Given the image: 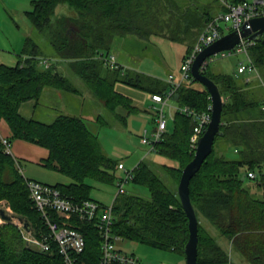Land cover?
<instances>
[{
  "label": "trees",
  "instance_id": "16d2710c",
  "mask_svg": "<svg viewBox=\"0 0 264 264\" xmlns=\"http://www.w3.org/2000/svg\"><path fill=\"white\" fill-rule=\"evenodd\" d=\"M238 2L241 1H235ZM62 4L68 5L73 15H66L54 26L53 16ZM27 16L37 31H49L50 43L58 53L55 57L68 60L69 71L64 74L54 65L44 67L39 46L27 38L16 65L0 64V121L5 120L11 130L7 138L10 144L21 139L48 149V157L40 164L72 179L68 184H54L64 195L79 201L92 199V185L87 179L114 183L118 161L104 152L98 136L82 117L60 114L49 123L28 119L19 111L21 104L38 101L45 88L77 92L71 81V76H77L98 101L127 124L128 116L142 109L117 84L161 94L169 85L150 74L123 65L113 68L106 63L104 57L111 54L115 38L165 37L186 44L187 54L214 15L196 0H33ZM248 50L255 64L264 66V35L250 43ZM203 73L217 83L226 101L213 152L190 181V197L199 220L197 261L240 264L232 261L231 253L219 242L224 237L242 262L264 264V112L260 101L245 89L247 83L236 75L214 73L209 64ZM196 83L199 82L194 78L183 83L173 100L179 106L203 112L211 104L210 94ZM256 110L259 117L246 116ZM170 119L171 129L154 146L157 154L174 162L161 164L170 184L149 162L140 161L131 180L146 186L150 196L146 199L125 191L118 194L113 232L123 239L185 257L189 228L178 184L183 168L195 155L191 137L196 123L178 110ZM99 120L107 124L103 117ZM4 149L0 142V203H10L13 213L29 221L30 227L46 230L29 196L27 178L18 168L19 160ZM230 149L235 157L228 155ZM249 172L255 177L251 178ZM203 217L216 228L218 236L210 233ZM80 230L85 249L78 259L97 264L101 255L98 228L85 222ZM0 264L66 263L56 245L50 251L29 247L19 226L8 221L0 225Z\"/></svg>",
  "mask_w": 264,
  "mask_h": 264
},
{
  "label": "rangeland",
  "instance_id": "374dc122",
  "mask_svg": "<svg viewBox=\"0 0 264 264\" xmlns=\"http://www.w3.org/2000/svg\"><path fill=\"white\" fill-rule=\"evenodd\" d=\"M203 2L210 5V10H215L217 5L216 0H203ZM21 3H25V0H0V52H11L10 54L8 53L9 55H7V59H5L6 61L0 59V64L3 63L14 66L17 63L19 52L14 53L12 49L7 46L8 43L13 44V46H18L20 35L26 27L25 23L21 20V13H14V8L20 6ZM70 10L71 8L66 4L59 5L53 16L54 26H58L59 21L65 19L66 15L71 16L70 13H72V10ZM24 19H26L24 21H26L28 25L32 26L28 18L24 17ZM31 38L39 46L41 58H57L55 56H58V53L50 43L51 37L49 31L39 32L35 30V33ZM14 41L16 43H14ZM183 50V44L175 41L173 42L160 36H151L149 39H142L135 35H131L126 39L120 37L115 40L111 47V51L118 54V58H120L121 61L129 63L135 69L140 71L145 69L150 70L151 72H159L158 76L166 79L170 73L179 74L178 71H180L179 68L181 66V55ZM241 59L244 60L243 54L226 56L225 52H220L217 55L208 58L209 70L215 73L224 72L237 76V68ZM253 76L255 77H253V82L250 84L252 87L251 96L256 100H261L264 95V66L257 67V71L253 73ZM71 81L76 87L77 92H69V95H67L69 97L68 103L70 111L72 114H77L80 117L82 116L89 129L98 136L104 152L116 161L122 160L126 165V169L130 171L134 169L136 163L144 159L146 162L150 163L155 172L170 184L169 181L166 180L167 178L164 175L165 172L162 169L161 164H169L173 161L157 154L155 151H150V145L142 142L144 130L147 129V136L151 137V133L156 127L154 116L147 111L133 113L128 116L127 124H124L106 107L103 106V110L101 111L95 109L97 106L94 101L98 100L96 98H91L93 96H86L90 90L87 89L86 84H84L80 78L77 76H71ZM196 86H200V83H196ZM136 90L138 92H135L141 95L140 99L143 97L145 98V95H148V93L142 90ZM135 92L128 88L125 91V93L129 95H132ZM50 101L51 99L48 97L46 100H42L39 108V110L46 108V110H44L46 112L45 119L43 120H46L48 123L52 122L57 114H60H55L53 109L45 107V104L49 105ZM53 113L55 115L54 117H51V114ZM100 116L107 121V124H102V121L99 120ZM171 126L172 122L171 119H169L168 130L171 129ZM227 153L229 156H236L231 149L227 150ZM157 156L159 159L155 158ZM20 167L23 176L41 182L43 181L50 185H54L55 183L68 184L72 182L70 177L42 165H31L28 161H21ZM32 170L44 177L41 179L33 177L31 175L32 173H30ZM115 176L114 183L110 184L88 178L87 182L92 185V199L104 204L111 203L119 191V181L126 177V171L116 168ZM124 190L125 192L138 194L146 199L150 196V191L146 186L137 185L133 183L132 180L124 183ZM0 209H5L7 212L9 211L10 213H13L7 201H2L0 203ZM3 221L8 222L2 220L1 223ZM202 222L208 227L211 234L218 236L216 228H214L204 217L202 218ZM13 223L18 226L21 224L18 220H14ZM219 242L223 245L225 242H228V239L220 237ZM116 245L123 250L129 253H134L140 257L144 264H178L174 258L168 256L178 255L173 251L156 249L123 238L117 241ZM227 250L231 253V259L233 262L240 260L239 254L232 252L229 247ZM183 258L184 260L182 264H186L185 257L183 256Z\"/></svg>",
  "mask_w": 264,
  "mask_h": 264
},
{
  "label": "built area",
  "instance_id": "2783aa9c",
  "mask_svg": "<svg viewBox=\"0 0 264 264\" xmlns=\"http://www.w3.org/2000/svg\"><path fill=\"white\" fill-rule=\"evenodd\" d=\"M226 5L227 10L217 13L206 23L194 46L186 54L180 66L179 76L169 74L166 79L169 88L163 94L154 93L151 95L152 104L150 108L154 113L156 127L152 131L151 137L147 136L148 130H144L142 137V142L150 145V151H155V143L160 141L163 134L168 130V120L172 115L170 113L172 109L185 113L194 119L196 124L191 137V147L195 150L199 138L206 131L212 118L211 104L206 111L197 112L189 106H179L175 103L173 100L174 93L183 83L190 82L194 78L191 68L200 52L227 32L240 30L245 21L264 16V0H243L238 3H227ZM250 43L252 42L241 38L234 49L224 51L226 56L243 54L246 57L244 61L239 63L238 73L257 71V67L249 54L248 47ZM104 60L113 68L120 66L114 54L105 56ZM40 63L45 67H49L51 60L41 58ZM207 66L208 59L202 65V71ZM0 142L4 145V150L11 153V144L8 139L1 137ZM18 168L21 169L20 164H18ZM118 169L126 171V177L119 181L117 195L125 191L124 183L133 178L134 170H127L123 162L118 164ZM248 174L251 178L255 177L253 172ZM26 182L29 196L41 216L43 225L46 227V230H37L33 227L27 229L24 223L20 222L19 228L29 247L40 251H50L56 245L66 264H87L86 262H80L78 255L85 249V238L80 230L81 223L89 222L96 225L101 238V255L97 264H144L140 257L116 245L117 241L122 239L113 232L116 197L109 204L94 199L79 201L64 195L54 185L28 178ZM2 220L4 219L0 216V225L5 222L1 223Z\"/></svg>",
  "mask_w": 264,
  "mask_h": 264
},
{
  "label": "crops",
  "instance_id": "0c3cea01",
  "mask_svg": "<svg viewBox=\"0 0 264 264\" xmlns=\"http://www.w3.org/2000/svg\"><path fill=\"white\" fill-rule=\"evenodd\" d=\"M32 1L33 0H25V3H21L20 6H18L19 8L18 7L14 8V13H16V14H20L21 13V15H20L21 16V20L23 21V23H25V26H26L25 27V30L22 31V33L20 35L19 45L18 46H13V44L8 43V46H7V47L11 48L14 53H18L19 52V54H18L19 57L17 59V63H18V61L21 58L20 55L23 54V50H24V47H25V43H26L27 38H31V36H33V34L35 33V30H36L33 25L32 26L31 25H28V23H26V21H24V20H26V19H24V17L28 18L27 11H30L32 9ZM216 1H217V5H216L215 10L213 11V10H210V5L208 3H204L203 0H196V2L200 5V7L203 8L204 10H207V11L211 12V15H216L219 12L225 11L226 9H224V7L227 6L226 5L227 3H235V1H243V0H223V1L222 0H216ZM70 14L73 15L72 13H70ZM28 20H29V18H28ZM29 22L31 23L30 20H29ZM227 33H229V32H227ZM118 38H120V37L115 38V40H117ZM123 38L126 39L128 37H123ZM14 43H16V42L14 41ZM177 43H180V42H177ZM180 44H183L184 45V50H183L182 55H181V64H182V60H183L184 56L186 55L187 46L184 43H180ZM5 51H7V50H5ZM8 53L10 54L11 52H8V51L7 52H0V59H2L3 61H6L5 59H7V55H9ZM111 54H114L116 56L117 62L120 65H123L126 68L135 69L129 63L124 62V61H121V59L118 58V54H116V53H114L112 51H111ZM45 58L50 59L51 60V64L50 65L56 66L59 71L63 72L64 74L65 73H68V71H69V69H68V67H69V61L68 60L62 59V58H50V57H45ZM245 59H246V57L244 56V60ZM244 60L241 59L240 62H242ZM256 67H258V66L256 65ZM135 70H138V69H135ZM179 70H180V68H179ZM138 71H140V70H138ZM156 71H158V70H156ZM141 72L150 74V75H152L154 77H157V78H159L162 81H164V82L167 83L166 78H160V76H158L159 72H151L150 70H145V69H142ZM178 73L180 74V71H178ZM237 73H238V71H237ZM253 73L254 72H252V73L245 72V73H242V74L241 73H238V75H240V76L237 75V77L240 78L243 83H247V85L245 84V89L249 93H251V88H252L250 84L253 82V77H255V76H253ZM170 74H175V73H170ZM179 74H175V75L176 76H179ZM117 88L120 91L124 92V93H125V91H126L127 88L130 89L131 91L134 90V92L137 91L136 89H134L132 87H129V86L125 85V84H120V83L117 84ZM88 92L89 93L86 94V96H93L91 98H96L91 93V91H88ZM137 92H135L132 95H129L127 93H125V94L131 96L133 98V100H134V103L137 106H139L142 109V111L143 110L144 111H147V112H149V114H152L154 116V113H153V111L150 108V106L152 104L151 95L154 94V93H148V95H145V98L143 97L142 99H140L141 95L137 94ZM68 93H69L68 91L58 90V89H55V88H45L42 91L41 95L39 96L38 101L29 100V101H26V102L22 103L21 106H20L19 111H20L21 115H23L25 118H28V119L29 118H35V119H38L40 121L46 122V120H43V119H45V113L46 112L44 110H46V108L41 109V110H39V108H40L41 101L44 100V99L46 100L47 97H48V98L51 99V101H50V104L49 105L48 104H45L46 105L45 107H48V108L53 109L55 111V114L56 113H60V114H72V112L70 111L69 103H68V99H69V97L67 96V95H69ZM75 94H77V93H75ZM223 97H224V100L226 101V98H225L224 95H223ZM259 101H260V108L264 112V109H263L264 95H263L262 99L259 100ZM94 103L97 106V107H95L96 110H99V111L103 110V106L104 105L102 104V102H100V101H94ZM174 112H175V110H173V109L170 111L171 114H173ZM55 114L54 113L51 114V117H54ZM60 114H57V116H59ZM258 114H259V112H258V110H256V111H252L250 113H247L246 116L259 117ZM75 115H77V114H75ZM145 130H147V129H145ZM10 135H11V130H10L8 124L6 123L5 120H1L0 121V136L1 137H4V138H8ZM11 154L15 158H17L19 160V164H20L21 161H28L31 165L32 164L41 165L40 164L41 161L48 157L49 151L45 147L39 146L37 144L31 143V142H28V141H25V140L17 139V140L12 141V143H11ZM155 158L156 159H159L158 156L155 157ZM120 162H123V161L122 160H119L118 161V164ZM138 163H136V165ZM117 168H118V166H117ZM55 171H57V170H55ZM30 173H32L31 175L33 177H36V178H39V179H41L42 177H44L43 175H40V174H38L37 172H35L33 170ZM25 178H27V177H25ZM28 179H32V178H28ZM33 180H36V179H33ZM55 184H57V183H55ZM61 184H65V183H61ZM223 246L226 249L228 247L231 249V245H230V242L229 241L228 242H225L223 244ZM168 256H171V258H174L178 264H182L183 263L184 258L180 254H178V255H168ZM239 261H240V263H244L245 264V262H242L241 259Z\"/></svg>",
  "mask_w": 264,
  "mask_h": 264
},
{
  "label": "water",
  "instance_id": "95a60500",
  "mask_svg": "<svg viewBox=\"0 0 264 264\" xmlns=\"http://www.w3.org/2000/svg\"><path fill=\"white\" fill-rule=\"evenodd\" d=\"M263 35L264 16L251 18L243 23L240 30H233L206 47L197 55L192 65L191 72L194 79L201 83L210 94L212 118L206 131L198 140L193 159L183 168L178 184V195L188 218L189 239L184 247L186 264H198L199 220L190 197V181L200 170L206 158L213 152L216 136L220 133L225 103L219 86L203 73L201 67L211 56L234 49L241 38H245L247 41H258ZM245 178L246 175L243 174L242 180ZM0 216L10 222L18 220L24 223L27 229H30L29 221L16 213H8L5 209H0Z\"/></svg>",
  "mask_w": 264,
  "mask_h": 264
},
{
  "label": "bare ground",
  "instance_id": "6f19581e",
  "mask_svg": "<svg viewBox=\"0 0 264 264\" xmlns=\"http://www.w3.org/2000/svg\"><path fill=\"white\" fill-rule=\"evenodd\" d=\"M250 42H254V41H250ZM186 83V82H185ZM183 85V84H182ZM198 112H201V111H198ZM10 204V203H9Z\"/></svg>",
  "mask_w": 264,
  "mask_h": 264
}]
</instances>
